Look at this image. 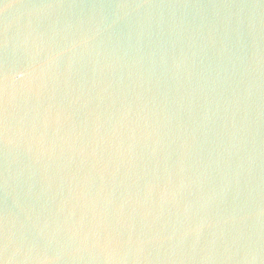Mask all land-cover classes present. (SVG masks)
<instances>
[{
    "label": "water",
    "instance_id": "water-1",
    "mask_svg": "<svg viewBox=\"0 0 264 264\" xmlns=\"http://www.w3.org/2000/svg\"><path fill=\"white\" fill-rule=\"evenodd\" d=\"M0 264H264V0H0Z\"/></svg>",
    "mask_w": 264,
    "mask_h": 264
}]
</instances>
